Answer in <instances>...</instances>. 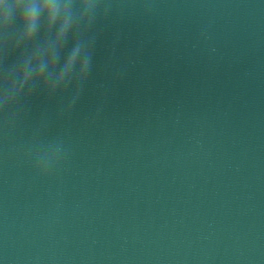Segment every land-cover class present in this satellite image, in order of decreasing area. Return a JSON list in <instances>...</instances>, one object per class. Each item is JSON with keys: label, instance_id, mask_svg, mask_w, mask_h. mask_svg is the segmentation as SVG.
Masks as SVG:
<instances>
[{"label": "water", "instance_id": "1", "mask_svg": "<svg viewBox=\"0 0 264 264\" xmlns=\"http://www.w3.org/2000/svg\"><path fill=\"white\" fill-rule=\"evenodd\" d=\"M0 0V264H264V0Z\"/></svg>", "mask_w": 264, "mask_h": 264}, {"label": "clouds", "instance_id": "2", "mask_svg": "<svg viewBox=\"0 0 264 264\" xmlns=\"http://www.w3.org/2000/svg\"><path fill=\"white\" fill-rule=\"evenodd\" d=\"M46 2H50V0H46ZM22 0H15V3L11 5V9H6V17L7 18V12L8 11H15L17 9H20ZM0 7H4L3 5H0ZM39 9L34 2V0H29V3L27 6L23 9L22 16L29 28V32L34 28L36 24V19L38 15Z\"/></svg>", "mask_w": 264, "mask_h": 264}]
</instances>
